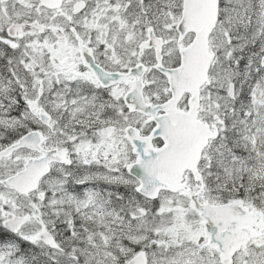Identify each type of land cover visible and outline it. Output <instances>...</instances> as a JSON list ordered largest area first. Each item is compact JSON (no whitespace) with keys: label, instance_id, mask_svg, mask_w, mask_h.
<instances>
[{"label":"snow or ice","instance_id":"snow-or-ice-1","mask_svg":"<svg viewBox=\"0 0 264 264\" xmlns=\"http://www.w3.org/2000/svg\"><path fill=\"white\" fill-rule=\"evenodd\" d=\"M0 264H264V0H0Z\"/></svg>","mask_w":264,"mask_h":264}]
</instances>
